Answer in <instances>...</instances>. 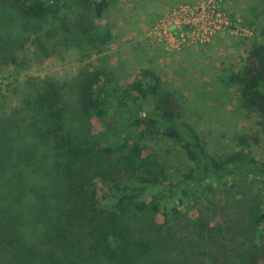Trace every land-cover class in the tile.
Returning <instances> with one entry per match:
<instances>
[{"label": "trees", "instance_id": "1", "mask_svg": "<svg viewBox=\"0 0 264 264\" xmlns=\"http://www.w3.org/2000/svg\"><path fill=\"white\" fill-rule=\"evenodd\" d=\"M118 1L0 0V63L17 65L27 42L44 46L45 37L56 35L66 46L89 44L84 58L106 52L114 34L97 21ZM140 72L122 84L113 70L84 65L70 85L72 103L67 85L51 77L23 81L19 107L0 115V156L13 158L21 174L45 171L53 207L38 242L28 241L20 220L0 207V264H200L199 252L209 264H264L261 194L197 208L211 181L217 188L264 182V156L245 149L212 153L162 74ZM227 83L264 129V29ZM94 117L103 121L101 134ZM161 138L181 145L188 170L177 173L161 158L152 145ZM153 233L166 248L161 255L153 251Z\"/></svg>", "mask_w": 264, "mask_h": 264}, {"label": "rangeland", "instance_id": "2", "mask_svg": "<svg viewBox=\"0 0 264 264\" xmlns=\"http://www.w3.org/2000/svg\"><path fill=\"white\" fill-rule=\"evenodd\" d=\"M97 22L114 34L106 52L84 58L82 51H88L89 44L66 46L56 35L45 37L44 46L27 42L17 65L0 63V115L19 107L25 95L23 81L28 77H51L67 85V100L72 103L75 92L70 85L84 65L113 70L122 84L139 78L145 67L162 74L167 87L183 102L185 118L212 153L245 149L263 158L264 129L259 116L241 106L237 87L227 83V76L240 69L256 35L264 29V0H119ZM13 74L17 81L10 76ZM73 119L77 127L79 121ZM93 121L95 131L103 133V121L97 117ZM152 145L175 172L183 173L192 165L179 143L161 138ZM0 161V207L20 220L21 233L28 241L38 242L47 232L53 207L47 196L46 173L41 171L36 177L31 168H25L21 174L22 166L13 163V158L8 161L0 156ZM211 182L197 208L211 203L233 206L251 194H261L264 199V182L260 180L238 182L236 187L230 182L225 188ZM150 235L156 245L154 253L161 255L166 250L158 246L161 237ZM170 253L171 257L178 254L176 249ZM35 262L45 264L43 260ZM197 262L209 264L201 252Z\"/></svg>", "mask_w": 264, "mask_h": 264}]
</instances>
